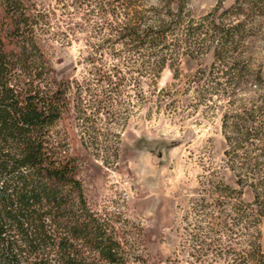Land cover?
Returning <instances> with one entry per match:
<instances>
[{"label":"rangeland","instance_id":"374dc122","mask_svg":"<svg viewBox=\"0 0 264 264\" xmlns=\"http://www.w3.org/2000/svg\"><path fill=\"white\" fill-rule=\"evenodd\" d=\"M33 1L56 13L45 39L57 77L85 80L104 105L58 124L86 156L82 179L91 206L142 226L148 264L177 254L190 264L188 241L198 224L225 231V221H248L240 219L245 215L257 224L264 252V0H133L132 7L119 0L114 24L133 15L169 19L179 3L182 19L161 44L98 49L110 31L99 29L103 20L92 7ZM211 15L218 31L209 29ZM160 57L166 62L157 71ZM97 69L117 72V92L105 94L111 86L97 80ZM240 125L242 132H233ZM228 186L234 191L225 196Z\"/></svg>","mask_w":264,"mask_h":264},{"label":"trees","instance_id":"16d2710c","mask_svg":"<svg viewBox=\"0 0 264 264\" xmlns=\"http://www.w3.org/2000/svg\"><path fill=\"white\" fill-rule=\"evenodd\" d=\"M70 1L77 9L92 7L103 20L99 29H109L110 35L101 38L97 49L104 43L138 48L161 44L182 19L179 3L177 11H169V19L148 22L133 15L118 25L113 20L119 0ZM122 1L128 7L135 4ZM171 3L168 0V6ZM55 15L41 2L0 0V264H148L142 226L115 211L91 206L82 179L86 156L72 148L68 132L58 127L73 113L85 115L87 107L100 111L104 105L85 80L57 77L45 39ZM208 23L209 29H220L214 15ZM89 59L94 62L97 57ZM165 62L164 57L157 59V71ZM95 74L111 86L105 94L118 91L113 80L117 72L97 69ZM86 96L94 103H87ZM226 116L223 126L230 141ZM242 127L246 125L233 132H242ZM244 132L246 141L249 133L246 128ZM82 143L86 146L83 139ZM227 189L225 196L234 191ZM259 202L262 213L264 199ZM242 218L248 221H225V231L216 223L207 230L198 224L188 241L192 260L187 262L204 264L209 257V264L228 260L264 264L257 224L246 215ZM166 264L182 262L177 254Z\"/></svg>","mask_w":264,"mask_h":264}]
</instances>
